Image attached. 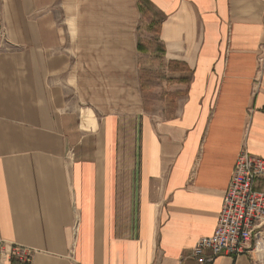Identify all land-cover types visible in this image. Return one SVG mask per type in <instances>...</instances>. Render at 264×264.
<instances>
[{"label": "crops", "instance_id": "1", "mask_svg": "<svg viewBox=\"0 0 264 264\" xmlns=\"http://www.w3.org/2000/svg\"><path fill=\"white\" fill-rule=\"evenodd\" d=\"M135 2L165 45L159 107L139 61L125 74L150 31L124 28L95 57L68 0H0V237L30 264H264V218L243 254L192 255L240 153L264 158V0ZM113 82L137 86L121 103Z\"/></svg>", "mask_w": 264, "mask_h": 264}, {"label": "rangeland", "instance_id": "2", "mask_svg": "<svg viewBox=\"0 0 264 264\" xmlns=\"http://www.w3.org/2000/svg\"><path fill=\"white\" fill-rule=\"evenodd\" d=\"M72 3L70 10L63 8L64 12L71 11L73 12V17L75 18V29L78 32H83L86 34L78 35L75 37L78 43V47L81 49H93L94 48V56L96 57L95 51L97 48L101 47V45H109L110 48L117 44V42L121 41V32L124 28H126V32H128V28L133 29L135 27V23L137 25V14L138 9L135 0H68ZM144 22V21H143ZM151 25L141 24L139 23L137 27H141L144 32H151L152 35L137 36L136 43L138 48V43L141 42L142 45L147 49V51H140V54H135L134 57L127 55L125 62V74L126 76H135L137 74H133V63L131 59L133 58L135 61H139V67L141 69V78L143 79L142 86L144 95V102L146 107H149L151 99V95H154L158 99V104L162 106L160 103V97L168 91L170 86L166 84L165 80V67H164V57L161 56L160 52L157 50V45L164 46L157 36L158 22L151 21ZM71 27V26H70ZM87 29L93 30V33H89ZM152 29V30H150ZM5 33V30L1 32ZM127 35V34H126ZM126 38L129 40V36ZM130 45V44H129ZM108 46V47H109ZM159 49V48H158ZM143 54V56H141ZM139 55V56H138ZM90 57L92 58V54L90 53ZM107 58V57H106ZM117 60L116 56H110V65L111 69L114 66V61ZM129 62V64H128ZM115 67V66H114ZM117 70V68L115 67ZM113 73H111L112 76ZM112 79V77H111ZM126 85V87H125ZM120 85V91H125L124 96H118L116 93L117 83L113 82L110 84V89L114 93H110V97L121 103H125L123 100L127 99L128 94L132 93L133 88H136L137 85L134 84H125ZM166 85V88H165ZM125 87V90H123ZM171 92V91H170ZM172 93V92H171ZM114 95V96H113ZM83 122L86 124L85 128H90L92 123H95L96 115L91 110L87 112H83Z\"/></svg>", "mask_w": 264, "mask_h": 264}, {"label": "built area", "instance_id": "3", "mask_svg": "<svg viewBox=\"0 0 264 264\" xmlns=\"http://www.w3.org/2000/svg\"><path fill=\"white\" fill-rule=\"evenodd\" d=\"M258 179L264 180V158L243 150L236 161L215 231L201 238L193 247L192 255L203 262L205 251L214 256L243 254L253 237L259 235L264 218V190L256 188ZM34 251L13 244L0 237V264H30Z\"/></svg>", "mask_w": 264, "mask_h": 264}, {"label": "trees", "instance_id": "4", "mask_svg": "<svg viewBox=\"0 0 264 264\" xmlns=\"http://www.w3.org/2000/svg\"><path fill=\"white\" fill-rule=\"evenodd\" d=\"M157 33H158V30H157ZM138 49H139V51H143V52L147 51V49L142 45L141 42L138 43ZM157 50L160 52L161 56L165 55V47L164 46L159 45V47H158V45H157Z\"/></svg>", "mask_w": 264, "mask_h": 264}]
</instances>
